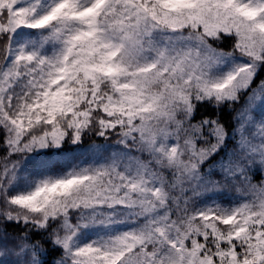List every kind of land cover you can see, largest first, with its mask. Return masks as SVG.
<instances>
[{
    "label": "snow or ice",
    "instance_id": "obj_1",
    "mask_svg": "<svg viewBox=\"0 0 264 264\" xmlns=\"http://www.w3.org/2000/svg\"><path fill=\"white\" fill-rule=\"evenodd\" d=\"M262 74L264 0H0V264H264Z\"/></svg>",
    "mask_w": 264,
    "mask_h": 264
},
{
    "label": "trees",
    "instance_id": "obj_2",
    "mask_svg": "<svg viewBox=\"0 0 264 264\" xmlns=\"http://www.w3.org/2000/svg\"><path fill=\"white\" fill-rule=\"evenodd\" d=\"M231 43H232L231 39H225L224 43L220 44L219 46L224 48L225 50H227L228 48L231 47ZM262 75H264V74H262ZM257 79H259V77H257ZM235 107L237 108V106H235ZM202 112L205 115H214L215 114V110L210 105H206V104L205 105H201V106H199V108L197 110V115H196V119L197 120L200 118V114ZM232 115H233V113L228 112L226 106L221 109L220 119L225 124V126H226V128L228 129L229 132L232 130V127H233L232 122H231ZM91 139H97V142H103L99 138H94V137L90 138V137L86 136L85 139H84V144L85 145L88 144L91 141ZM109 142H111V141H109ZM65 148H68V145H65ZM0 153H2V149H0ZM221 154H223V153H221ZM257 176H259V175H257ZM224 202H227V201H224ZM34 238H37V237H34ZM58 254H59V250H57L54 253H51L50 256H49V259H51L52 256L58 255Z\"/></svg>",
    "mask_w": 264,
    "mask_h": 264
},
{
    "label": "rangeland",
    "instance_id": "obj_3",
    "mask_svg": "<svg viewBox=\"0 0 264 264\" xmlns=\"http://www.w3.org/2000/svg\"><path fill=\"white\" fill-rule=\"evenodd\" d=\"M243 103V99L241 100V104ZM235 106H237V108H239L240 107V104H237V105H235ZM262 113H264V106H258L257 108H256V115H257V117H259ZM231 132V131H230ZM113 139H115V137H113ZM228 146L229 147H231L232 146V141L231 140H228ZM257 175H259L258 173H257ZM256 179L258 180L259 179V176H256ZM233 195H234V192H233Z\"/></svg>",
    "mask_w": 264,
    "mask_h": 264
}]
</instances>
